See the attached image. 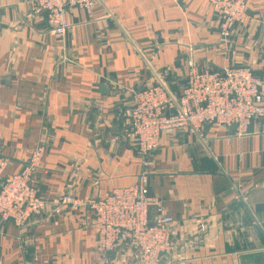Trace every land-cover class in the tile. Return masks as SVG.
I'll list each match as a JSON object with an SVG mask.
<instances>
[{
	"label": "crops",
	"instance_id": "1",
	"mask_svg": "<svg viewBox=\"0 0 264 264\" xmlns=\"http://www.w3.org/2000/svg\"><path fill=\"white\" fill-rule=\"evenodd\" d=\"M222 42L210 0H96L71 10L64 37L46 14L0 0V143L7 174L21 172L38 146V194L104 198L144 170L119 115L137 91L163 84L179 97L189 61L198 71L253 68L264 79V0ZM149 196L174 219L161 264H264V119L245 136L206 125L165 130L149 159ZM52 204L27 225H0V264H103L95 215ZM156 208L150 209L154 220ZM111 264H140L121 246Z\"/></svg>",
	"mask_w": 264,
	"mask_h": 264
},
{
	"label": "built area",
	"instance_id": "2",
	"mask_svg": "<svg viewBox=\"0 0 264 264\" xmlns=\"http://www.w3.org/2000/svg\"><path fill=\"white\" fill-rule=\"evenodd\" d=\"M35 15L46 14L49 33L64 37L71 10L91 13L96 0H21ZM220 22L223 43L230 40L235 27L249 19L248 0H210ZM187 84L179 97L158 84L133 94L134 104L119 115L126 135L134 140L144 165L143 172L129 187L114 189L104 198L63 197L48 202L37 191V171L45 147L32 152L27 166L19 173L7 174L9 159L0 143V225L12 223L18 228L28 224L50 203L55 214L62 206L87 207L94 212L97 231L96 250L103 264H111L109 255L121 246L128 247L140 264H161L174 249V219L157 198L149 196V159L160 146L168 129L190 127L201 135L206 125L235 128L239 137L250 125L264 119V79L252 67H225L217 71H198L188 63ZM156 208L154 220L150 209Z\"/></svg>",
	"mask_w": 264,
	"mask_h": 264
}]
</instances>
